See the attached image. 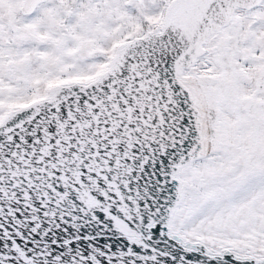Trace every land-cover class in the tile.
Listing matches in <instances>:
<instances>
[{
  "label": "snow or ice",
  "instance_id": "obj_1",
  "mask_svg": "<svg viewBox=\"0 0 264 264\" xmlns=\"http://www.w3.org/2000/svg\"><path fill=\"white\" fill-rule=\"evenodd\" d=\"M0 264H264V0H0Z\"/></svg>",
  "mask_w": 264,
  "mask_h": 264
}]
</instances>
